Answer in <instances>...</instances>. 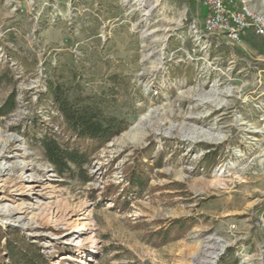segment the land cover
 <instances>
[{
	"label": "rangeland",
	"instance_id": "obj_1",
	"mask_svg": "<svg viewBox=\"0 0 264 264\" xmlns=\"http://www.w3.org/2000/svg\"><path fill=\"white\" fill-rule=\"evenodd\" d=\"M206 20L198 0H0V228L52 264H264V42ZM56 83L123 131L79 142ZM45 134L89 156L60 174Z\"/></svg>",
	"mask_w": 264,
	"mask_h": 264
},
{
	"label": "trees",
	"instance_id": "obj_2",
	"mask_svg": "<svg viewBox=\"0 0 264 264\" xmlns=\"http://www.w3.org/2000/svg\"><path fill=\"white\" fill-rule=\"evenodd\" d=\"M256 37V36H255ZM261 39L260 37H256ZM262 40V39H261ZM263 41V40H262ZM264 42V41H263ZM50 94L56 109L60 112L65 123V131L79 142L86 140H96L99 144L106 143L114 135L123 131L121 123L117 117L105 118L101 109L93 105L77 106L72 102L67 94L64 93L60 84H51ZM16 107L15 95H12L7 102L0 107V117L7 116ZM44 149L49 162L60 174L71 172L69 163H80L82 157L89 156V152H81L79 148L72 147L63 149L58 139L50 134H45L39 141ZM89 147V146H88ZM132 172L130 180L139 191L143 187L140 184L138 174ZM141 175L140 178L143 177ZM144 181V180H142ZM181 227H184L183 225ZM170 231H162L155 235L161 242L169 239ZM5 241L3 243L2 241ZM5 253V254H4ZM0 264H52L49 258L42 253V249L36 243L28 241L18 231L5 232L0 228Z\"/></svg>",
	"mask_w": 264,
	"mask_h": 264
},
{
	"label": "built area",
	"instance_id": "obj_3",
	"mask_svg": "<svg viewBox=\"0 0 264 264\" xmlns=\"http://www.w3.org/2000/svg\"><path fill=\"white\" fill-rule=\"evenodd\" d=\"M207 10L206 28L235 43L252 33L264 41V12H257L251 0H198Z\"/></svg>",
	"mask_w": 264,
	"mask_h": 264
},
{
	"label": "bare ground",
	"instance_id": "obj_4",
	"mask_svg": "<svg viewBox=\"0 0 264 264\" xmlns=\"http://www.w3.org/2000/svg\"><path fill=\"white\" fill-rule=\"evenodd\" d=\"M145 2V0H139V3L140 4H143ZM145 5V4H144ZM150 11H147V13H145V16H147L148 15V13H149ZM0 137H4V135H1ZM7 140H6V142H12L13 143V141H15V140H18L16 137H11V138H6ZM3 141V140H2ZM0 144H1V142H0ZM6 144V143H5ZM15 167H19V168H22L23 169V167H24V165H22L21 163H16V165H15ZM25 168V167H24ZM1 170H0V178L2 177V175L3 174H8V172H10L11 171V169L12 168H9V167H6L5 166V164H3L2 166H1V168H0ZM30 208H31V206L30 205H26V206H23L22 208H17V211H19V212H23V211H25V212H28L29 210H30ZM12 212V211H11ZM18 214H20V213H17L16 211H14L13 210V213H11V216L12 217H10L8 220L9 221H13V220H15V219H17V217H16V215H18ZM46 215H48V214H46ZM45 215V216H46ZM17 222H19V224H22V218H19V219H17L16 220ZM70 224H72V223H70ZM74 224V223H73ZM72 228H75V226H71ZM91 239H93V232H92V230L87 234V232H86V234H82V235H79L78 237H77V243H78V246L81 244V243H84V242H86V241H89V240H91Z\"/></svg>",
	"mask_w": 264,
	"mask_h": 264
}]
</instances>
